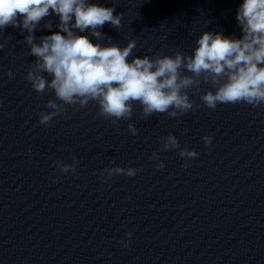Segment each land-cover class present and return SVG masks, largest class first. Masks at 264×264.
I'll use <instances>...</instances> for the list:
<instances>
[{
    "label": "clouds",
    "instance_id": "obj_1",
    "mask_svg": "<svg viewBox=\"0 0 264 264\" xmlns=\"http://www.w3.org/2000/svg\"><path fill=\"white\" fill-rule=\"evenodd\" d=\"M114 12V5L104 7L89 0H0V29L11 26L28 32L25 40L36 60L26 79L37 93L51 89L56 97L46 104L52 111L38 113L40 124L47 126L65 105L79 104L83 108L89 101L98 104L100 115L114 120L129 119L133 102H139L146 118L155 113L175 117L193 109L194 102L186 90L202 74L214 89L200 97L210 109L218 104H264V0H243L240 4L236 14L240 38L225 36L222 31H205L190 56L179 52L155 58L137 56L131 62L129 57L136 40H129L123 47L115 43L104 45L93 43L89 35L76 31L87 30L100 41L103 33L99 29L105 23L121 27L122 13ZM52 14L59 18V31L42 36L39 44L34 43L37 25ZM45 27L51 26L46 23ZM3 46L0 44V48ZM182 69L192 75H183ZM43 73L52 77L50 81ZM8 75L11 77L12 72ZM128 130L133 135L137 133L132 124ZM211 140L210 136L203 137L206 146ZM166 141L165 150L179 147L172 135ZM180 155L194 159L198 153L185 149ZM163 167L161 163L157 169ZM126 174L132 177L136 171L129 168ZM125 235L128 241L122 243L127 247L131 233Z\"/></svg>",
    "mask_w": 264,
    "mask_h": 264
}]
</instances>
